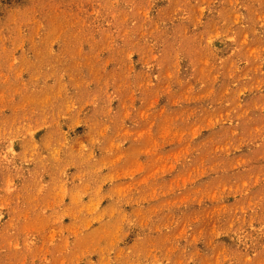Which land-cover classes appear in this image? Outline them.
Returning <instances> with one entry per match:
<instances>
[{"label": "rangeland", "instance_id": "obj_1", "mask_svg": "<svg viewBox=\"0 0 264 264\" xmlns=\"http://www.w3.org/2000/svg\"><path fill=\"white\" fill-rule=\"evenodd\" d=\"M0 264H264V0H0Z\"/></svg>", "mask_w": 264, "mask_h": 264}]
</instances>
